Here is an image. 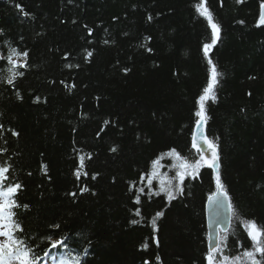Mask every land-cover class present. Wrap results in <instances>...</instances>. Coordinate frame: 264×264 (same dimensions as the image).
Segmentation results:
<instances>
[{
  "label": "trees",
  "instance_id": "trees-1",
  "mask_svg": "<svg viewBox=\"0 0 264 264\" xmlns=\"http://www.w3.org/2000/svg\"><path fill=\"white\" fill-rule=\"evenodd\" d=\"M261 2L206 0L221 29L206 58L201 0H0V168L9 169L1 184L21 185L11 211L23 231L14 235L35 263L207 264L212 169L185 177L173 199L149 178L156 159L176 175L172 149L197 160L191 143L209 58L222 75L204 129L232 205L218 254L252 251L243 224L264 227Z\"/></svg>",
  "mask_w": 264,
  "mask_h": 264
},
{
  "label": "snow or ice",
  "instance_id": "snow-or-ice-1",
  "mask_svg": "<svg viewBox=\"0 0 264 264\" xmlns=\"http://www.w3.org/2000/svg\"><path fill=\"white\" fill-rule=\"evenodd\" d=\"M197 11L199 14L206 18L208 25L211 29V42L205 43L203 45V54L207 58L209 57L210 50L217 44L220 39V26L214 22L213 16L211 12L206 7V0H201V3L196 5ZM260 14L258 18V23L260 25H264V0L260 5ZM27 15V13H25ZM150 19V18H149ZM150 51V49H149ZM15 54V53H14ZM19 55V54H17ZM23 55L26 57L28 54L25 52ZM89 56L92 53H88ZM10 63H14L11 57L8 58ZM209 68V76L206 87L203 88V94L199 96L198 104L199 110L195 113V115L199 118L196 122L197 129L200 130L202 125L207 121L208 117L205 111V103L209 100H215V88L218 84V77L222 75L217 71L216 65L213 61L209 58L207 60ZM10 71H12L10 69ZM127 71V70H125ZM20 75L19 73H12V76L9 78L8 83H13L14 78ZM14 135H18L17 133H13ZM204 141V145L207 147L205 148L203 145L197 144L196 136H193L192 147L197 150L199 153V159L195 161V163H189L186 159L180 156V154L175 150L172 149L166 155L170 157H174L176 160L179 161L177 167L180 169L176 173V177L179 179L180 184L176 185L177 191L180 193L183 192V188L180 185L183 184L184 179L186 176H191L193 178L196 177L199 170L207 166L210 169H214L217 172L216 175V185H217V193L215 196L217 197L216 200H213L212 197L209 198L210 203L219 204V197L223 196L225 199L228 198V194L224 191V186L221 183L220 176H219V154H218V146L213 141L208 139L206 136L201 137ZM113 152L116 151L115 148L112 149ZM210 153V155H206ZM90 158V157H89ZM85 157H80V164L81 167L84 165ZM161 167L160 160L156 159L152 161V173L151 177L149 178V185L151 186L152 179L160 178V191L166 192L168 194L169 199H173V186L171 179H165L161 177V173L158 169ZM9 171L7 167L0 168V178L7 179L6 173ZM77 178H79V171L76 173ZM95 179V176H93ZM21 188L20 184H16L14 186L7 187L6 190L0 191V197H3V203H0V238H4L0 241V264H35V258L31 253V249H29L23 241L19 240L15 237V231H23L21 226L13 220L14 213L10 211L11 208L19 207L20 205L16 204L14 200L10 199L17 191ZM82 192H88L89 189L84 187L81 189ZM143 192V189L140 190ZM71 195L75 196L76 193H72ZM137 202H139V197L136 198ZM27 207V205H24ZM229 210H232L231 203L228 204ZM163 213H157V216H161ZM137 215H139V211H137ZM132 223H137V221H132ZM155 219H153L152 224L155 227ZM57 227H59L57 225ZM243 227L247 232L248 238L253 242L254 252L253 251H245L243 255L249 258L252 261V264H261L260 260L255 259V253H260L261 256H264V227L258 226L255 221L249 220L244 222ZM64 241L57 240L52 241V247H57L58 245H62ZM218 247H210L209 253L207 255L208 264H216V257L215 253L218 252ZM239 259V258H235ZM224 261H228L229 257H223Z\"/></svg>",
  "mask_w": 264,
  "mask_h": 264
},
{
  "label": "water",
  "instance_id": "water-1",
  "mask_svg": "<svg viewBox=\"0 0 264 264\" xmlns=\"http://www.w3.org/2000/svg\"><path fill=\"white\" fill-rule=\"evenodd\" d=\"M261 10V9H260ZM260 14V11H259ZM259 18V17H258ZM258 27H264V25H260L257 23ZM195 136L198 141L206 148L204 145V141L201 138L205 136L204 134V124L201 129L198 130L197 126H195ZM213 172L217 174L216 170L213 169ZM217 185L215 186V192L210 195L205 203V223H206V235H207V250L209 251L210 247H218L219 245V235L220 233L224 234L227 232L230 226L231 219V211L228 208V204L230 203L229 197L225 199L223 196L219 197V204L210 203L209 198L212 197L213 200H216L217 197L215 194L217 193Z\"/></svg>",
  "mask_w": 264,
  "mask_h": 264
},
{
  "label": "rangeland",
  "instance_id": "rangeland-1",
  "mask_svg": "<svg viewBox=\"0 0 264 264\" xmlns=\"http://www.w3.org/2000/svg\"><path fill=\"white\" fill-rule=\"evenodd\" d=\"M199 107V106H198ZM198 110H199V108H198ZM207 147V146H206ZM195 149V148H194ZM196 150V149H195ZM197 151V150H196ZM198 153V152H197ZM206 155H210V153H207L206 152ZM171 159H172V167H173V172H176L177 173V171H179L180 169L177 167V165L179 164V161L178 160H176L174 157H170ZM199 159V153H198V158H197V160ZM189 163H195V162H189ZM158 171L161 173V177H163V178H165V179H169V177H168V174L167 173H162V166L158 169ZM172 186H173V190H175L176 189V185H179V183H178V181H179V179L176 177V175L173 173L172 174ZM187 177V176H186ZM1 179V178H0ZM158 179H160L159 177H158ZM176 180H178V181H176ZM180 182V181H179ZM0 203H3V197H0ZM4 238H0V241H2ZM253 252L255 251L254 250V247H253V249H251ZM215 257H216V264H237V262L238 263H246V262H248L249 264H252V261L249 259V258H247V257H245L243 254L242 255H240L239 257H237V258H239V259H229L228 261H224L223 260V256L222 255H220V254H218V252H216L215 254ZM256 259V258H255ZM49 263H51V264H60V263H53L52 261H50ZM207 264H208V261H207Z\"/></svg>",
  "mask_w": 264,
  "mask_h": 264
},
{
  "label": "bare ground",
  "instance_id": "bare-ground-1",
  "mask_svg": "<svg viewBox=\"0 0 264 264\" xmlns=\"http://www.w3.org/2000/svg\"><path fill=\"white\" fill-rule=\"evenodd\" d=\"M262 3V2H261ZM261 3L259 4V11H260V5H261ZM259 17V16H258ZM257 20H258V18L256 19V23H257ZM256 27H258L257 25H256ZM205 124V123H204ZM196 126V125H195ZM204 134H205V129H204ZM195 135V127H194V129H193V135H192V141H193V136ZM205 136H206V134H205ZM197 140V139H196ZM192 144V143H191ZM197 144H201L200 143V141H198L197 140ZM215 174V173H214ZM215 175H217V174H215ZM228 231V230H227ZM155 243H156V241H155Z\"/></svg>",
  "mask_w": 264,
  "mask_h": 264
}]
</instances>
